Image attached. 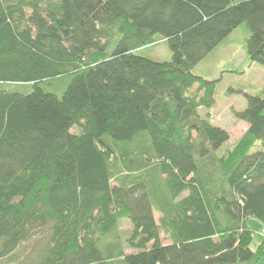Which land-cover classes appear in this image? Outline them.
Wrapping results in <instances>:
<instances>
[{"label": "trees", "instance_id": "trees-1", "mask_svg": "<svg viewBox=\"0 0 264 264\" xmlns=\"http://www.w3.org/2000/svg\"><path fill=\"white\" fill-rule=\"evenodd\" d=\"M243 24L264 65V0H0V264H256L264 86L220 153L193 73Z\"/></svg>", "mask_w": 264, "mask_h": 264}, {"label": "rangeland", "instance_id": "rangeland-1", "mask_svg": "<svg viewBox=\"0 0 264 264\" xmlns=\"http://www.w3.org/2000/svg\"><path fill=\"white\" fill-rule=\"evenodd\" d=\"M249 35V28L246 24L239 26L193 69L196 75L211 80H221L216 97L218 104L216 103L212 110L211 122L227 130L230 139L221 147L220 153L231 149L235 141L248 129L246 122L237 120L234 113L229 111V106L232 105L238 111L244 110L247 106L244 93L259 95L264 86V65L251 64L246 53V40ZM140 54L159 62L172 59L168 44L160 39L155 46L142 49ZM156 215L159 216V214ZM248 225L254 232L251 247L256 250L264 240V228L261 222L254 218L249 219ZM132 251L134 250L127 249V252ZM256 264H264V256Z\"/></svg>", "mask_w": 264, "mask_h": 264}, {"label": "crops", "instance_id": "crops-1", "mask_svg": "<svg viewBox=\"0 0 264 264\" xmlns=\"http://www.w3.org/2000/svg\"><path fill=\"white\" fill-rule=\"evenodd\" d=\"M217 95H218V94H217ZM217 104H218V101H217ZM229 111H232V112H233V111H238V110H237L235 107L233 108L232 105H230V106H229ZM245 124H246V126H247L246 128H248L249 125H248L247 123H245Z\"/></svg>", "mask_w": 264, "mask_h": 264}]
</instances>
